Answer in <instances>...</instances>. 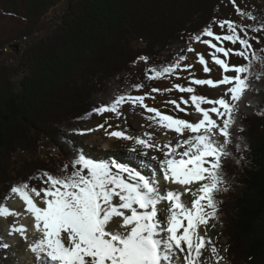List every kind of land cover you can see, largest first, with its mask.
<instances>
[{"label":"rangeland","instance_id":"1","mask_svg":"<svg viewBox=\"0 0 264 264\" xmlns=\"http://www.w3.org/2000/svg\"><path fill=\"white\" fill-rule=\"evenodd\" d=\"M32 1L42 3L41 0ZM69 2L72 3L71 0ZM65 4H68V0L64 4L61 2L57 10H63ZM3 6L7 8L8 3H3ZM22 24L20 17L0 9V39L17 33ZM50 25L48 21L43 27L47 29ZM24 43H21L23 47ZM256 52L260 54L259 58L264 57V0H220L212 31L191 45L187 57L177 61L171 76L154 79L120 103L116 110H104L94 120L79 127V133L74 134L73 141L82 150L80 158L83 160L79 167L66 173L67 176L60 178L49 172V167L53 169L51 166L57 163L55 158L52 162L45 161L54 155L45 140L39 153L34 156L32 151L26 153L25 162L16 165L13 162L0 163V177L4 174L9 183L12 182L10 178L17 177V183L18 177L22 180L31 174L28 185L24 186L30 193L17 188L16 193L5 202L0 214L6 213L7 222L13 225L21 211L11 208L10 202L16 196H25L39 210L59 219L62 228L70 235L77 236L79 241L83 238L87 242L109 243L107 247L113 246L110 244L112 241L116 244V252L123 255L122 249L126 248V253L139 258L142 254L139 253L140 240L153 237L151 225L158 226V217L160 214L164 216L167 210L168 218L183 221V241H186L185 248L188 251L222 253L224 264H245L239 262L243 257H234L231 246L227 245V231L224 227L225 224L230 225L229 215L223 224L216 221L210 196H216L220 194L219 190H224L219 185L216 187L213 172L219 148L227 142L226 135H223L226 111L242 92L245 68L254 62L252 58ZM9 57V54H0V59ZM86 74L78 81H70L72 74L70 78L56 83L54 92L53 89L51 91L61 98H57L52 110H60V115L74 112V101L84 97V92L94 86L90 84L91 78H85ZM39 96L34 95L32 101L38 100ZM40 98L43 101L46 99ZM18 107L22 115L11 117L6 127L10 134L18 128L23 132L26 125L23 117L32 112L27 104L19 103ZM0 108L2 114L10 115L7 109L1 105ZM166 118L180 120L183 124L180 132L167 126ZM197 138H201V144L196 143ZM11 141L9 137L7 146L0 150V154L9 149ZM183 141L189 144L176 153L173 151L171 157L169 154L173 150L172 146ZM17 157L21 158L22 155ZM145 159L156 162V168ZM177 162L186 170L190 169L195 175V181L172 190L165 200L164 195L154 186V195H151L147 190L150 185H146L143 180L152 182L148 175L153 178L159 171L163 174L164 168H170V164L175 165ZM42 170L45 172L37 174ZM138 172L146 177L140 176ZM165 172L169 173L167 169ZM2 227L0 225V229ZM114 230L122 231L124 236L129 234L125 244L119 243L121 239L114 237ZM160 230H156L158 235ZM2 234L0 258L8 256L11 257L10 264H18L24 249L21 242L14 240V254H8L7 250L2 249ZM154 241V244L159 245L160 242L156 239ZM170 247V242L162 245L160 257L173 264L168 258ZM75 258L78 260H68L71 264H83L81 256ZM88 259L84 264L94 261ZM139 260L142 261L141 258ZM146 260L150 258L146 257Z\"/></svg>","mask_w":264,"mask_h":264},{"label":"trees","instance_id":"2","mask_svg":"<svg viewBox=\"0 0 264 264\" xmlns=\"http://www.w3.org/2000/svg\"><path fill=\"white\" fill-rule=\"evenodd\" d=\"M20 1L0 0L1 11L23 20L17 33L0 39V54L10 55L0 59V105L10 112L4 115L0 108V150L12 139L0 154V163L25 162L27 152L36 155L45 140L54 151L45 161L55 158L57 163L49 172L60 178L79 167L81 149L73 141L79 125L105 109L116 110L154 79L171 76L191 40L212 31L220 4V0H68L59 12L57 6L65 0ZM259 55L256 52L254 62L245 68L242 92L226 117L227 142L219 148L213 172L216 187L224 190L210 196L214 219L223 224L229 215L230 225L224 227L227 245L245 264L264 261V57ZM84 73L94 86L74 101V112L60 115V110H52L61 98L51 91L56 83L72 74L70 81H78ZM19 103L32 112L23 117L25 130L10 134L6 127L11 117L22 115ZM30 177H18L17 183V177L10 178L11 183L4 174L0 177V210L17 188L30 193L24 188ZM225 193L228 198L222 196Z\"/></svg>","mask_w":264,"mask_h":264},{"label":"bare ground","instance_id":"3","mask_svg":"<svg viewBox=\"0 0 264 264\" xmlns=\"http://www.w3.org/2000/svg\"><path fill=\"white\" fill-rule=\"evenodd\" d=\"M166 119L167 120L165 123L167 126L178 131L183 128V124L180 122V120L178 121L174 118ZM195 141L198 144H201L202 142L201 138H197ZM187 144H184L183 141L173 145V150H171L169 155L172 157L174 154L173 151L176 153L181 149V147L186 146ZM145 161L152 165V167L156 168V162L153 160L145 159ZM169 166L170 168H164L163 174L159 171L160 175L157 174L152 178L155 189L161 192L163 195H169L171 194L172 190L181 188L187 184L190 185L195 181V175L190 173V171L185 170V168L181 166V163L177 162L175 165L170 164ZM165 169H167V172L169 173H166ZM10 207L20 209L21 214L20 217H17V221L13 225H10L7 222L8 218L6 213L0 214V225L3 226L0 229V233L3 232L1 239L4 240L2 243V245L4 244L2 249L3 251L7 250L8 254H14L12 248L14 245L13 241H20L24 249L22 248L23 251L20 253L21 257L18 258V264H53L48 255H51L54 258L56 256L62 255L60 259L62 264H71L68 259H74L75 257L80 256V261H82L83 264L84 262L89 261L88 258L93 259L96 264H169L164 259H162V257H160L162 245L169 242L171 247L170 251L168 249V252L170 253L168 258L171 260V262H173V264H224L222 253L212 254V251H209L207 254H202V252L198 250L188 251V249L185 248V244L187 243L186 241H183V238H185L183 234L185 228L183 221H176V219L172 217L168 218L167 210H165L164 216L160 214V217H158L159 221L160 219H163L160 221V227L155 226V232L151 234L157 240V242H160L161 244L159 243L157 251L143 249L142 254L139 255V258L142 259L140 262L138 257L133 256L131 253H126V248L122 249V252L124 253L123 255H121L119 252H116V244L112 243V241H110V244H113V246L109 247L110 251L106 254L100 249H91L89 247L90 244L87 247H83L81 242L82 240L79 241L77 236L73 234L70 235L67 230L62 228V224L59 222V219H55L46 212L39 210L38 207L30 202L25 196H16L10 202ZM157 228H161L159 235L156 231ZM113 233L115 238L121 239V242L119 243L125 244L126 238L129 236V234L124 236V233L118 230H114ZM157 255L159 257H156ZM99 256L103 258L104 263H99L101 262ZM146 257H149L150 260L147 261ZM10 260L11 257L8 256L5 258H0V264H6L7 262L10 264ZM94 261H92L90 264H93Z\"/></svg>","mask_w":264,"mask_h":264},{"label":"water","instance_id":"4","mask_svg":"<svg viewBox=\"0 0 264 264\" xmlns=\"http://www.w3.org/2000/svg\"><path fill=\"white\" fill-rule=\"evenodd\" d=\"M149 243H150V242L146 240V241L143 242V245H145L146 247H148V246H149ZM149 247H150V246H149Z\"/></svg>","mask_w":264,"mask_h":264}]
</instances>
